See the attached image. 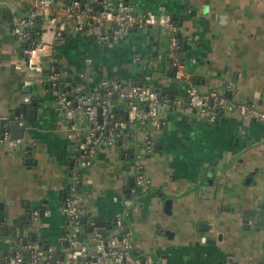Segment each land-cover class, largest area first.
I'll use <instances>...</instances> for the list:
<instances>
[{"label": "crops", "instance_id": "1", "mask_svg": "<svg viewBox=\"0 0 264 264\" xmlns=\"http://www.w3.org/2000/svg\"><path fill=\"white\" fill-rule=\"evenodd\" d=\"M128 2L137 13L177 17L181 23L175 24L187 47L182 50L178 42L182 68L201 92L217 90L264 110V0ZM20 4V0H0V115L34 97L37 119L32 135L10 141L0 138L4 220L15 217L17 222L35 209L36 224L23 228L22 239L34 235L64 258L71 244L61 239L66 231L62 196L68 184L78 179L88 212L86 225L101 218L103 228L110 232L115 229L113 219L121 214L141 260L150 264H264V220L259 232H254L252 226L243 227L240 219L247 208L264 213V119L237 107L222 109L212 121L190 118L174 109L163 112L160 125L153 127L127 117V104L116 97L115 110L124 113L123 132L128 139L101 143L91 163L81 166L75 159L88 129L85 117L77 110L68 116L66 109L56 105L57 91L47 85L46 71L35 73L27 67L23 44L11 32L16 18L27 14ZM6 9L12 12L8 24ZM37 28L40 40L48 45L43 64L54 63L60 81H69L73 91L96 95L101 79L116 78L174 90L166 92L171 95L182 93L172 73L161 71V80L158 71L150 70L165 51L160 46L162 31L153 26L132 28L117 42L100 41L73 22L58 39L45 20ZM165 43L167 47L166 38ZM81 71L92 80L87 88L78 87L84 80L79 77ZM19 119L14 120L19 123ZM28 157L31 161L25 162ZM132 163L150 180L134 191V183L129 185L136 170ZM254 167L262 171L253 181L243 182L246 171ZM126 197L132 199L129 206H124ZM166 198L171 203L165 209L162 201ZM87 236L83 241H88ZM202 236L210 241H202ZM12 241L0 233V251L9 250ZM22 253L27 258V250L22 248ZM68 264L88 263L76 259Z\"/></svg>", "mask_w": 264, "mask_h": 264}, {"label": "built area", "instance_id": "2", "mask_svg": "<svg viewBox=\"0 0 264 264\" xmlns=\"http://www.w3.org/2000/svg\"><path fill=\"white\" fill-rule=\"evenodd\" d=\"M125 0H20L32 4L27 15L19 16L11 25L12 34L22 43V53L25 63L37 71H46L50 86L56 88L55 102L58 107H64L68 116L77 110L85 117L88 132L79 143V164L86 166L91 163L100 144L114 143L117 138L127 140L129 135L123 132L124 120L114 118L112 109L115 108V98L119 97L128 106L127 117L140 123L149 122L153 127L160 125L163 112L179 109L190 118L200 117L210 121L215 120L218 113L224 108L237 107L241 112L248 113L258 119H264V110L244 100L234 101L226 93L217 90L201 92L190 83V74L183 70L177 41V25L170 16L163 13L134 11L132 4H125ZM60 2V4H58ZM58 4V5H57ZM42 16L47 24L54 29V38H62L69 22H73L78 30H87L89 34L100 41H120L132 28L144 29L155 27L166 32L167 50L171 58V65L175 67L173 75L182 86L181 94L160 93L148 82H128L116 78H104L99 81V91L96 95L87 90H75L69 81H60L59 71L54 63L43 64L46 43L30 39L31 26L34 18ZM26 43V46L24 44ZM91 59H87V62ZM45 68V69H44ZM86 76L84 71L79 77ZM227 84L226 87H230ZM6 120L7 115H0ZM20 122V120H19ZM71 128L80 134L78 126L71 123ZM5 138L8 133H5ZM18 140V139H16ZM132 167H137L134 163ZM134 171V186L144 187L150 183L149 178L142 170ZM78 179H74L66 188L64 196V211L66 217V231L62 240L71 245L65 257L58 258L52 255L51 246L44 247L38 240L26 242L21 236L13 240L6 254L0 255V262L4 264H22L24 256L22 248L28 252V264H68L72 260L82 259L88 264H150L148 260H141L134 253V242L130 232L124 229L123 217L118 214L115 220V229L107 232L90 221L92 229L87 231L88 241H80L76 247L77 238L84 231L87 215L84 212L83 197L78 187ZM124 206L132 203L130 197L123 200ZM86 211V210H85ZM86 215L83 223L81 218ZM17 227V226H15ZM204 236L201 240L204 241ZM23 241V244L21 242ZM22 245V248L18 245ZM18 246V247H17ZM53 257L55 259L53 260Z\"/></svg>", "mask_w": 264, "mask_h": 264}, {"label": "water", "instance_id": "3", "mask_svg": "<svg viewBox=\"0 0 264 264\" xmlns=\"http://www.w3.org/2000/svg\"><path fill=\"white\" fill-rule=\"evenodd\" d=\"M125 4L129 3L128 0L124 1ZM137 3L140 4V1H138ZM5 13L8 15V19H7V24L11 21V17H12V12L10 9H6ZM181 22H178V24L180 25ZM177 36H178V42L181 44V48L182 50H185L186 47V39L181 37V31L178 30L177 31ZM152 37V36H151ZM24 46H26V43L24 44ZM183 55H181L180 59L182 60ZM175 69L174 66H172L171 68V73H173V70ZM86 75H89V69L86 70ZM142 81L139 80L136 83L140 84ZM154 89L157 92H161V93H166V92H171L174 90L171 89H161L159 86H155ZM63 111H65V108L63 107L62 109ZM20 116L21 119L20 122L18 123L17 121H15V117ZM37 119V106H36V99H34V97H30V98H26L24 100V102H22L19 105L13 106V107H9L7 108V119L6 120H1L0 119V138H5V133H9L10 135H8L6 138L7 140H16V139H22L25 135H32L33 134V127H35V122ZM120 142H118L119 144ZM29 147H31V145H29ZM120 151L124 152L125 148L124 146H120ZM31 158L28 157L25 159V162H30ZM134 183L133 178L131 177L129 180V185H132ZM129 190V187L126 188V191ZM65 196V193H63V198ZM130 196V195H129ZM163 202V208L166 207V205L168 204V206H170V199L166 198L165 200L162 201ZM166 209V208H165ZM84 212L86 213V215L88 214V212H86L84 210ZM86 215H83L81 220L84 223L86 221ZM27 217V218H26ZM263 219V218H261ZM4 220V216L3 213H0V222ZM116 219H113V223H115ZM12 222L16 221L15 217L11 218ZM32 220L30 219V213H27L24 216L21 217V222L18 224L17 226V231H16V235H15V239H17L19 236L22 235L23 233V228L26 227L28 225V223L30 224ZM255 222H258V220H256ZM202 222H199V227L201 225ZM95 225L99 226V227H104L105 225V221L101 218L96 219L94 222ZM111 224H107V227H110ZM11 228L8 223L7 220H4V223L1 224L0 223V233L1 234H7L8 233V229ZM92 228V225H86L85 226V230L90 231ZM261 229V226H257L256 231L259 232V230ZM86 232L80 234L77 238V241L75 242V246L77 247L80 243V241H82V239L84 238V236L86 235ZM15 232H10L11 235H14ZM208 241H210V239H208ZM212 241V240H211ZM44 247H47V244H44ZM2 254H6V250L2 252ZM62 257V256H61ZM60 257V258H61ZM55 259V257H53V260ZM0 264H4V260L2 259Z\"/></svg>", "mask_w": 264, "mask_h": 264}, {"label": "trees", "instance_id": "4", "mask_svg": "<svg viewBox=\"0 0 264 264\" xmlns=\"http://www.w3.org/2000/svg\"><path fill=\"white\" fill-rule=\"evenodd\" d=\"M68 2V0H67ZM20 9L27 12L32 9V4H29L28 2H22L20 4ZM27 15V14H25ZM171 20L176 23L177 22V17L175 15H172L170 16ZM43 22V18L42 16H36L34 18V24L31 26V33H32V36L30 39H33L34 41H39L40 40V36H39V29L37 28V23L38 24H41ZM178 23V22H177ZM23 44V43H22ZM168 50L166 49L162 55V58L160 60V62L157 64V66L155 68H151L150 70H154V71H164L165 73H171V68H172V65H171V58H170V55L168 54ZM161 93V92H160ZM112 113H113V117L114 118H118V119H121V120H124L126 119L125 116H124V113H120L119 111L115 110V108L112 109ZM218 116H219V113H218ZM217 116V117H218ZM88 219V218H87ZM21 222V218L20 220H18L17 222L15 221L16 225L15 226H18V224ZM95 222V220H94ZM84 225V229H85V226L86 224H83ZM103 228V227H102ZM67 229V228H66ZM104 229V228H103ZM105 230V229H104ZM26 242L28 241H31V240H37L36 237L33 235L31 237L29 236H26L25 238ZM42 244H44L43 240H39ZM21 244H23V241L21 242ZM18 245L20 246V248H22V245ZM17 246V247H18ZM52 255H58V251L53 249L52 250ZM2 254V252L0 251V255ZM22 264H28L27 262V258L24 257L23 259V262Z\"/></svg>", "mask_w": 264, "mask_h": 264}, {"label": "flooded vegetation", "instance_id": "5", "mask_svg": "<svg viewBox=\"0 0 264 264\" xmlns=\"http://www.w3.org/2000/svg\"><path fill=\"white\" fill-rule=\"evenodd\" d=\"M129 4H131V2H129ZM178 53H179V56L181 57V55H182L181 53L182 52H181L180 47L178 48ZM47 85H50V83L48 81H47ZM249 104H251V103H249ZM216 119H217V117H216ZM78 150H79V148H78ZM75 160H76L77 164H79L78 152H77V157H76ZM261 171L262 170L259 167H254L251 170H247L246 173H245V175H244V177H243V179H242V181L243 182L253 181L254 177L257 174H259ZM204 181H206V179ZM240 214H241L240 219H241L242 226L245 227V228H247V229H249L250 226H252L254 232L256 231L255 229L257 228V226L260 225V222L264 220V213L261 212L259 209L258 210H251L250 208H247L245 210H242V212ZM261 218H263V219H261ZM256 220H258V222H255ZM16 231H17V227H15V226H13V227H11V228L8 229V233L7 234L9 235V237L11 238V240H15ZM10 232H15V233H14V235H11ZM204 238H205L204 241L205 240L208 241V239H209V237L206 238V236H204Z\"/></svg>", "mask_w": 264, "mask_h": 264}, {"label": "rangeland", "instance_id": "6", "mask_svg": "<svg viewBox=\"0 0 264 264\" xmlns=\"http://www.w3.org/2000/svg\"><path fill=\"white\" fill-rule=\"evenodd\" d=\"M167 37H168V34L166 33V32H164V33H159V38H160V46H161V48L163 49V50H166L167 49V47H166V43H165V38H166V41H167ZM47 46L48 45H46V49H47ZM166 47V48H165ZM28 67V66H27ZM32 72H35V73H39L40 71H37V70H34V69H32L31 67H28ZM159 72V71H158ZM157 72V75H158V77H161L160 79L162 80L163 78H164V74L160 71V73H158ZM81 78H84V80H83V83H80V82H78L79 83V86L78 87H84V88H87V87H89V85H90V83H91V78H88V77H86V76H84V77H81ZM159 79V80H160ZM96 83V82H95ZM78 85V84H77ZM83 117V116H82ZM83 120H84V118H83ZM87 132H88V129H87ZM86 132V133H87ZM30 219L32 220L31 222H30V224L28 223V225H35L36 223V218H34V215H37V211H35V209H33V210H31L30 212ZM11 218L12 217H10L9 219H7V217H6V220H7V223H8V225L10 226V227H13V225H14V222H12L11 221ZM27 225V226H28Z\"/></svg>", "mask_w": 264, "mask_h": 264}]
</instances>
